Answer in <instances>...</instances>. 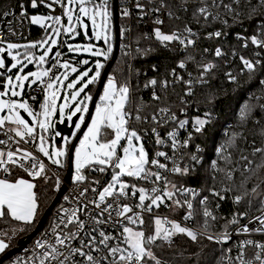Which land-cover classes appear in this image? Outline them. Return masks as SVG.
<instances>
[{"label": "trees", "instance_id": "16d2710c", "mask_svg": "<svg viewBox=\"0 0 264 264\" xmlns=\"http://www.w3.org/2000/svg\"><path fill=\"white\" fill-rule=\"evenodd\" d=\"M30 1L7 0L1 1L0 6L2 9L6 8L7 4L18 7L20 2H24L29 14L43 12L40 10L41 6L37 9L31 8ZM122 1L117 0L118 28L123 25L126 27V39L130 41L133 49L123 53L120 48L117 50L105 80L111 75L118 84L129 87L130 103L127 108L132 113L129 126L141 135L151 159L161 158L156 155L157 152L171 151L168 138L163 147L154 143L151 128L157 127L162 137H166L169 127L178 130L177 136L183 143H180L176 155L179 158L176 167L187 168V172L169 174V179L177 186L195 187L203 193L208 198L207 208L212 209V214L216 217H205V205L194 203L190 209L192 219L189 222L201 231H195L198 234L197 240H191L186 234H176L170 242L158 239L149 245L156 259H150L147 264H220L224 246L220 242L209 240L206 233L229 230V221L233 219L234 214L252 213L264 200V169L255 170L261 157L260 154L252 155L253 148H263L264 143V83H261L264 81V47L243 46L249 35H255L264 41V0H215V3L213 0H139L138 3L144 5V8L139 10L132 7L133 17H126L125 20L119 13ZM94 2L98 3L99 0ZM203 4L210 7V14L199 11ZM225 4L230 5L232 10L223 7ZM108 8L113 33L111 44L114 50L112 0H108ZM140 11H143L145 16L140 17ZM154 17H158L163 23L153 22ZM187 28L194 32L193 36L188 38L194 41L192 45H182L178 39L161 42L155 36L156 29L163 34L178 35L186 32ZM217 31L222 35H210ZM237 34L243 35L245 39L238 38ZM45 35L46 30L42 27L30 25V41L43 39ZM78 38L83 39L82 33ZM217 48L222 53L219 57L215 55ZM62 51L70 57L76 56L72 62L81 61L79 55L68 53L66 46ZM238 54L249 56L251 59L257 58L260 62L257 64V70L254 73L244 70L238 60ZM112 55L113 52L103 61L105 65ZM46 61V67H49L51 59ZM91 62L92 59L88 60L83 67ZM181 62L185 63L184 68L179 67ZM105 65L101 68L100 75ZM206 65H212L207 72L204 71ZM58 70L59 68H55L52 73ZM229 76L235 77V80H231ZM153 78L157 81L155 85L150 84ZM1 81L2 75L0 88ZM98 82L99 78L85 89L91 97ZM162 82H166L164 87ZM102 87L103 85L99 95ZM153 94L160 99L154 100ZM30 96L29 91L23 93V97L39 103L41 96L34 100ZM137 108L142 109L139 112L140 120L135 119ZM162 108L168 110L165 112L168 113L166 116L171 113L176 119L171 121L169 117L164 116L163 121L166 122L162 124L163 121L158 115L163 114L159 111ZM245 109L246 118L243 115ZM153 115L157 116L156 121L152 119ZM196 119L206 121L200 132L193 128ZM179 120L187 121V133L180 128ZM185 141H188L187 146H184ZM70 143L71 140L67 143L66 156L62 159V172L66 171L68 165L67 153ZM217 148H220L219 152L216 151ZM193 156L196 157L195 160ZM241 157L254 161L248 165L253 171L245 169L247 162ZM86 169L89 174V169ZM97 173L93 172L94 175ZM23 174L26 175L21 169L11 166L8 178L15 180ZM98 176L99 181L104 180L103 175L99 173ZM32 181L37 185L34 192L38 198L35 222L24 225L10 218L0 219V237L8 244L5 250L15 246L19 239L26 237L35 228L56 195L55 179L48 169L47 179L38 178ZM254 188L255 193L252 191ZM213 189L225 199L221 200L212 195ZM236 196L244 197L239 204L234 202ZM51 211L36 235L49 227ZM178 212L182 215L183 207H180ZM143 219L145 234L149 235L152 231L147 230L146 225L152 229V218L145 215ZM15 226L21 228L14 237H2V234L8 235Z\"/></svg>", "mask_w": 264, "mask_h": 264}, {"label": "snow or ice", "instance_id": "6c2138e0", "mask_svg": "<svg viewBox=\"0 0 264 264\" xmlns=\"http://www.w3.org/2000/svg\"><path fill=\"white\" fill-rule=\"evenodd\" d=\"M45 0H31V7L37 8L40 4H44ZM54 2H59V0H54ZM215 3V0H213ZM68 5H77L79 14L76 15L75 20L81 22V15L91 19L94 28L99 30L94 32L95 38L97 40L103 39L105 42H108L110 37L108 36V22L110 18L108 0H99V3H95L94 0H67ZM51 7V5H47ZM218 7L220 5H217ZM21 8L20 16H25L24 5H19ZM138 9H143L144 5L137 4ZM229 11L232 10L230 5H223ZM159 11V9H157ZM199 11L204 13L205 8H200ZM11 13L4 12V16H8ZM63 14L67 17L69 24L73 23V9L72 7L66 6L64 8ZM124 16H128L129 12L124 10ZM100 18V24L97 25V18ZM45 20H53L55 24L59 25L61 18L60 16H32L31 22L33 24H40L44 26ZM157 24L163 23L161 20L157 19ZM61 31L64 33H73L75 31V26L53 28L52 32L55 36H59ZM187 32L191 34V29L187 28ZM216 37L222 35L221 32L217 31L213 34ZM156 38L161 42H170L173 40H180L182 45H192L194 41L192 39H180L176 33L172 34H163L159 29L155 30ZM2 43V41H0ZM56 39H45L37 43H31L26 45H20L16 43H8L7 49L0 47V52H5L11 56L12 60L15 63L12 64V68H16L17 65L21 64V60L18 59L20 56L19 52L13 54L12 50L24 48V59L28 63H32L34 60L38 64H44L46 57H48L49 52L52 50L53 45H56ZM251 43L254 45H259L264 47V41H260L256 36L251 37ZM47 47V50L38 57L34 56L30 51L35 49L37 46L40 48ZM69 52L80 51V46L73 47L69 45ZM85 52H90L93 56L103 55L107 57V52H102L100 50H94L93 45L88 44L82 49ZM108 52H111V46L108 48ZM221 50L216 49V56H221ZM244 68L249 73H254L257 70V64L259 61H249L241 57ZM82 63L87 64L88 61L85 60ZM61 68L65 69V72L61 76H56L54 80L50 79V82L47 83L45 88V100L41 104V111L34 112L29 104L25 102H18L14 99H3L6 95L10 93L11 97H19L21 95L20 91L16 89H23L25 87V81L29 80L30 77L34 78L32 83L43 82L44 77H48L52 69H42L36 72H30L27 75H21L19 72L16 74L15 81L11 77L8 78L7 82L3 85V91H0V113L7 110V115H0V129H3L6 124L14 125L10 128L9 131L13 132L16 137H19L24 143L29 141L26 137L36 139L34 136L35 127L42 132H47L51 127V118L57 110L56 105V96L58 89L55 85H63L65 81L68 80L69 73L68 70L72 73L77 72L75 67H72L68 62L61 63L59 65ZM6 67L4 59H0V69ZM23 67L21 66L20 72H23ZM103 65L99 62L96 63V72L95 75L89 77V72L80 73L75 80L71 81L66 85L68 89H75L69 93L71 101H76L77 97L80 96L82 92L88 87L89 84L94 83L97 78L100 77V71ZM180 68L185 67V63L181 62L179 64ZM212 65L204 66V71L207 72ZM175 71V70H174ZM84 78H88L84 82ZM231 80H235V77L229 76ZM156 80L150 81V84L155 85ZM261 83H264L262 81ZM77 84H81L77 88ZM69 96L65 97V103L59 106V112L61 116L64 115L65 109L69 107L68 99ZM87 100H91V96L86 97ZM154 100H159L160 97L153 94ZM130 103V89L127 85H121L116 82L114 78H109L107 83L104 85L103 93L99 98V103L96 104L95 113L92 115L91 123L87 127V131L84 133L83 138L80 140L79 146L75 150V175L73 180L75 183L79 184L85 180V175L83 170L86 168H93L95 171L104 173L106 167L111 166L115 169H118V172L112 174L111 181L103 187L101 191L98 192V201L89 200L85 202L84 200H78L77 206L71 210L65 208L61 210V213H58V222L51 226L50 233L47 240H39L36 242L35 247L42 250L39 259V264H147L145 258L155 260L156 257L152 252L149 245L159 240H164L170 242L172 237L176 234H186L191 240H197V233L193 230H190L181 225L177 221L171 220H161L156 218L154 220V229L151 235H146L144 231L135 230L132 227L127 225L123 226L121 235L123 236V243L127 245V248H121L119 246L113 247L110 244L112 236L108 235L105 231L100 230L99 226L106 223L108 218H111L113 211L117 217H122L127 220L129 224H144V220L137 214L136 218L133 219L132 216L127 215L128 213L133 212V209L127 204L119 205L114 204L119 197L126 195V189L130 186L121 180V177H135L149 179L151 177L155 178V181H160L163 177L159 172H152L147 167L149 164L157 166L158 168H165L166 165L160 163L158 159H151L146 152L142 144H138L142 137L138 132L131 128L130 119L132 118V113L128 111L127 105ZM20 109L26 112L30 117H32V124L30 125L26 120L21 116ZM141 108L136 109V120H140L141 116L139 112ZM87 112L88 107L83 101L74 105V111L68 115V119L71 120L72 116L77 112ZM160 113H165L167 109H160ZM244 117H247V109L243 113ZM152 119L157 120V116L153 115ZM171 119L175 120L176 117L173 114ZM84 121V116L81 115L80 123L76 124V129L79 130L81 123ZM187 121H180L179 126L183 128ZM206 121L203 119H196L195 121V131L200 132L205 126ZM155 131V130H154ZM169 136L173 138V148H176L175 141V132L169 133ZM12 137L9 136V139ZM191 136L189 137V139ZM39 143L37 145L39 153H42L44 157H47L52 164L61 165V157L65 156V151L63 149H49L46 146L47 142L44 135H39ZM121 141H126V146L121 144ZM234 142V141H233ZM6 142L0 139V145L5 144ZM67 143V141H66ZM163 140L157 139V144H162ZM188 141L184 142V146H187ZM122 149V154H118V150ZM260 154L261 160L260 163L256 164L255 170L264 169V148H253L252 155ZM158 157H164L169 159L165 152H157ZM196 157L193 156V160ZM242 160H245L247 163L245 169L248 171H253L249 169L248 165L254 163V161L249 160L248 157H241ZM9 165L18 166L23 168L28 176L32 177L33 180L42 178L47 179V169L45 163L42 162L37 156H34L33 153L22 147H16L15 150L3 151L0 150V169L4 173L9 172ZM173 172L182 173L187 172V168L181 169L180 167H174ZM231 178V177H229ZM37 185L33 182L19 178L14 181H10L7 178L0 179V219L10 218L13 221L20 222L24 225H31L35 222V218L38 213V198L37 194L34 192V188ZM175 187V185H173ZM133 195L139 193V205L138 207L147 209L151 211L153 206L159 207L160 204L164 202V197L172 199L174 192L170 190H164L162 194H156L154 196H149L148 191L144 188H137L135 185H131ZM167 189V184L165 185ZM87 189L83 190L80 195L84 196ZM95 192L96 189H93ZM152 193H157V188H152ZM187 191V190H185ZM212 195L218 196L219 199H225L224 196L220 195L219 192H216L214 189L211 190ZM253 193L256 192L254 188ZM193 196H196L197 193L192 192ZM243 196H236L234 202L239 204L243 200ZM65 199H68L65 197ZM150 199V204H146L145 201ZM207 197L200 200L202 205H205L203 215L205 217H211L216 219L213 216L212 212L208 210ZM177 207H183L179 200L174 201ZM188 209L193 208V204L190 201L185 200ZM251 203V201H249ZM94 205V208L98 210V215L93 213L88 215L89 207L88 205ZM219 207V205H217ZM261 207L264 208V201H261ZM107 214V217H105ZM82 215H88V219H82ZM247 213H237L234 214L233 219L229 221V224H237L238 218L246 216ZM192 213L189 212L188 219H190ZM253 220L258 222L259 227L250 228L248 225H242L238 232L249 233L255 231L257 233H264V211H261L259 216L253 217ZM252 221H250L251 223ZM93 225L90 231H88V226ZM165 224L169 227H165ZM83 233V236H82ZM98 233V234H97ZM7 235V233H5ZM84 237H88L85 239ZM209 240H215L216 242L226 243L231 239V234L227 231L220 234L219 236L208 235ZM79 241V247L73 244V241ZM52 241V242H50ZM247 246H252L259 251H257L254 257L250 260H246L244 249ZM8 247V244L5 240L0 239V252ZM240 252L238 253V262L239 264H264V243H259L254 240H244L241 241L238 245ZM228 251H231L229 249ZM159 264V262H157ZM228 264H231V259H229Z\"/></svg>", "mask_w": 264, "mask_h": 264}, {"label": "built area", "instance_id": "2783aa9c", "mask_svg": "<svg viewBox=\"0 0 264 264\" xmlns=\"http://www.w3.org/2000/svg\"><path fill=\"white\" fill-rule=\"evenodd\" d=\"M1 1H7V0H0V2ZM138 1L139 0H135L134 2L132 0H123L122 1V3H121L122 5H121L119 13H120V16L124 20L126 17L127 18L133 17L132 7H135L136 9H138L136 7V5L138 4ZM132 2H133V4H132ZM21 4L24 5L23 10L26 13L24 17L20 16L21 8L19 7V5H21ZM10 5L11 4H7L6 8H4V9H2L0 6V41H2V43H0V47H2L6 42H14V43L21 45L23 42L29 41L30 25L39 26V25L33 24L31 22L30 16L35 15V14H29L28 13L24 2H20L18 7H14V6L11 7ZM47 5H51V7H48ZM29 6L31 7V1H30ZM40 6H41L40 10L43 11L40 13H44L47 16H53V17L60 16L61 17L60 26L62 28L65 26L66 19L64 18L63 12H64V8L66 7V0H59V2H54V0H45L44 4H40L38 7H40ZM202 7L206 9L205 12L207 14L211 13V9L209 6H207L206 4H203L201 6V8ZM152 9H153V7H152ZM124 10H127L129 12L128 16L123 15ZM139 10H142V9H139ZM4 12H9L11 14L8 16H4L3 15ZM142 12L143 11L139 12L140 17L143 15L145 16V13L143 14ZM157 19H159V18L154 17L153 22L156 23ZM52 22L54 23L53 20H52ZM125 30H126V27L123 25V27L119 31V33H120L119 34V41H121V43H122L120 46L121 47L124 46V50H123L124 52H126V51L131 52V50L133 49L132 44L130 43V41L128 42V39H126L127 37L125 34ZM63 33L64 32L62 31V36H63ZM193 34H194L193 31H191V34L186 31V32H181L180 34H178V36L180 37V39H188L189 37L193 36ZM236 36L238 38L241 37V38L245 39V37L243 35L237 34ZM253 36H255V35H249L248 36V41H247L248 43L244 42L243 43L244 47H246L247 45H250L251 48L252 47L256 48L257 46H259V45H254L251 43V37H253ZM41 39L42 38L33 39L32 41L36 42V41H39ZM178 42H180L179 39H178ZM4 47H6V46H4ZM55 47H56V50H55L54 54L52 55V57L50 58L51 64L48 67V69H52V71L49 73V77L53 74L52 72L55 70V68H57L56 64L58 63L59 60L67 59L70 61H74V59H75L74 57H76L75 55L70 57V55H67V54H65V52L62 51L65 47V39L63 37L61 38L60 42L55 45ZM5 52H6V56L8 57L7 50ZM112 52H113V47L111 49V52H108V50H107V53H108L107 57H109ZM2 53L3 52H1V58H2ZM237 57H238V60L241 64V67L244 70H246V69L244 68L241 57H243L244 59H247L249 61H252V62L258 61L257 58L251 59L249 56H244L243 54H238ZM104 65H105V63H103V66ZM177 76H178V74H177ZM49 77L44 78L43 82L38 81V82L34 83V85H32V87L29 89V94L31 95L30 96L31 99L34 100L37 97L41 96V99L38 101L39 107L41 106V104L43 102V98H44V94H45V88H46V85L48 83ZM152 80H155V79L153 78ZM165 83L166 82H162L163 87H164V85H166ZM167 114L166 113H163L162 115L158 114L159 119L161 121H163V119L165 118L164 116H166ZM172 116H173V114L169 113V115L166 117H169V119L171 121H174L173 119H171ZM180 121L181 120H179V122ZM165 122H166V120H164L162 124H165ZM193 128L195 129V124L193 125ZM182 129H183V131H185L187 133V123L185 124V126ZM151 132L153 134L154 143L157 146L163 147L165 144V140L167 138H168L170 146H171V151L165 152L167 154V156L169 157V159H165L164 157H161L160 159H158L160 161V163H163L166 165L165 168H158L157 166L150 165V164L148 165L150 171L159 172L160 175L163 177V179L157 182V181H155L154 177H151L147 180L143 179V178H135V177L129 178L128 179V185L130 187L128 189H126V195L119 197L116 201H114V204H119V205L127 204L128 206H130L133 209V212L128 213L127 215L132 216L133 219L136 218L137 214L142 219L144 218L145 215H148L151 218L155 217L154 215H159L162 220L177 221V222L181 223L182 226H184L190 230H193L194 232L195 231L201 232L200 230H197L191 224V222H189V220L192 219V216L190 219L187 218L188 214L190 212V209H188L187 204L185 203V200L192 202V204L198 203V202L200 203V200L204 199L205 195L203 193H200V191L198 189H196L195 187L184 186V185L177 186V185H175V183H173L169 179V174L175 173L172 171V169L174 167H176L178 162H179V158L176 155L178 153L180 143H183L182 140H180L179 137L177 136L178 130H176L175 127H169V129L166 131V134H165L166 137H162L159 133L158 128L155 126L151 128ZM172 132H175V141H176V145H177L176 148H173V138L169 136V133H172ZM9 136H11L12 138L9 139ZM34 136H36V139L26 137V139L29 142L24 143V141H21L19 137H16L13 132H10L8 129H6L4 127L3 129H0V139L4 140L6 143L3 145H0V150H3L6 152L9 150H15V148L19 146V147H22L24 149L31 151L34 156H37L42 162L45 163L46 168L54 176V179H55L54 189L57 191L60 188L61 184L63 183V179H64V175H65L66 171H65V173H63L62 172V165H55L52 163L50 164L39 154V152L36 150V143H37V137L38 136L36 134ZM187 136H189V134ZM158 138L163 140L162 144H157ZM263 148H264V143H263ZM216 151L219 152L220 148H217ZM8 167L10 168L11 165H9ZM12 167H14V166H12ZM15 167L21 169L28 176L27 172L23 168H20L18 166H15ZM88 169H89V174L87 173V169H84L85 180L80 182L79 184L75 183L74 180H72L70 178V181L67 184V190H65V192L61 195L60 200L58 201V203L55 205V207L51 211V221H50L49 227H47V229H45L43 233H41L39 235H35L16 254H14L10 259L6 260L2 264H39L38 257L40 256L42 250L35 247L36 242L39 240H42V239L43 240L48 239L49 235H51V233H50L51 226L58 222V215L57 214L61 213L62 209L67 208V209L71 210L72 208L76 207L78 200H84L85 202H87L89 200L95 199L98 201V192L107 183L110 175L112 174V171L115 168L108 166V167H106V170L104 173H100L99 171H95L93 168H88ZM0 171L2 172V175L5 177H7L9 175V172L4 173L2 169H0ZM93 172H98V173L96 175H94ZM99 173L104 176V180L99 181V179H98ZM71 175H72V173H71ZM30 178H32V177H30ZM166 184H167V189L165 188ZM131 185H135L137 188L146 189L148 191V194L150 197L154 196L156 194H162V192L164 190H170V191L174 192V196L172 197V199H168V198L164 197L163 198L164 202L162 204H160L159 207L153 206L152 210L148 211L147 209L138 207V205H139V193L137 192V193H135V195H133ZM173 185H175V187H173ZM152 188H157L158 189L157 193H152V191H151ZM85 189H87V191L85 192V195L81 196L80 193ZM93 189H96V191L94 192ZM185 190H187V191H185ZM192 192L197 193V195L193 196L191 194ZM211 193H212V191H211ZM65 197H67L68 199H65ZM176 200H179L180 203L182 205H184L183 206L184 212L182 213V215H180V213L178 212L180 207H177L176 204L174 203V201H176ZM145 203L150 204V199L145 201ZM88 207H89L88 215H91L93 213H96L97 215L99 214L98 210H96L94 208V205L89 204ZM208 210L212 212V209H208ZM261 211H264V208H262L260 206L256 211L249 213L246 216L238 218L237 224H235V225L231 224L229 230H227L231 234V239L229 241H227L226 243L220 242L224 246V252L221 256L220 264H228L229 259H231V264H239L237 257H238V253L240 252V249H239L238 245L240 244L241 241L254 240V241L259 242V243H264V233H257L255 231H251L249 233H241V232L237 231V229H239L242 225H248L250 228L259 227L258 222L254 221L253 217L259 216L261 214ZM88 215H82L81 218L87 220ZM105 217H107V214H105ZM250 221H252V222L250 223ZM125 225L131 226L133 224H129L128 221L123 219L122 217H117L115 215V212L113 211V215L111 216V218H108L107 222L100 225L99 228H100V230L105 231L108 235L112 236V240L110 241V244L113 247L119 246L121 248H127V245L123 243V236L121 235L123 226H125ZM134 226H140V224L137 223ZM92 227H93V225L90 224L88 226L87 230L90 231ZM165 227H169V225L165 224ZM222 233H224V232L206 233V234L216 237ZM82 236H83V233H82ZM84 238L87 239L88 237H84ZM50 242H52V241H50ZM73 244H75L77 247L80 246L78 240L73 241ZM229 249H231V251H228ZM257 251H259V250L252 247V246H247L244 249V252H245L244 258L246 260L252 259ZM145 259H146L147 263L150 260L148 258H145ZM53 264H55V262H53ZM256 264H258V262H256Z\"/></svg>", "mask_w": 264, "mask_h": 264}, {"label": "rangeland", "instance_id": "374dc122", "mask_svg": "<svg viewBox=\"0 0 264 264\" xmlns=\"http://www.w3.org/2000/svg\"><path fill=\"white\" fill-rule=\"evenodd\" d=\"M98 3H99V2H98ZM66 6L72 7V9H73V23H72V24H69L67 17L64 15V18L66 19V23H65V26H64V27L75 26V31H74L73 33H63V36H62V31H61V34H60L59 36H55V35L53 34V32H52V29H53V28H61V29H62V27L60 26V24L57 25V24L53 23L52 20H45V21H44V26H41L40 24H36V25H39L40 27H42L44 30H46V35L43 37V39H41V40H39V41H42V40H45V39H56L57 43H59L60 40H61V38L63 37V38L65 39V46H66L68 49H69V45H72L73 47L80 46V48H81L80 51H72V52H69V50H68V53L79 55V56L81 57V61H80L79 63H74V62H72V61H70V60H67V59H61V60L58 61V63L56 64V67L59 68V70L56 71V73L52 74L50 77L48 76V77H49L48 82H50V79H51V80H54L55 77L58 76V75L61 76V79H63L62 74L65 72V69H63V68H61V67L59 66L61 63L68 62L72 67H75V68L77 69V72L72 73V72L70 71V69H69V70H68V73H69L68 80L65 81L63 85H60V84L55 85V87L58 89L57 96H56L57 110H56V112H54V114H53V116H52V118H51V127L47 130V132H42V131L38 128V126H36V127H35V131H34V135L37 133L38 137H39V135H41V134L44 135L45 140H46V142H47L46 146L49 147L50 150L53 149V148H55V149H63V150L65 151V156H66V151H67V150H66V146H67V143H68V141H69V138L66 137V136H64V137H63V140H62V142H61L60 144L55 143V142H54L55 131H54V129L51 130V128H53V123L56 122V121H60V122H61L64 118H67L68 115H70V114L72 113V111H74V105L77 104V103H79L80 101H83L85 104H87V107H89V104H90V101H91V100H87V99H86V97H87V96H91V94H89L88 91H85V90H84V92H82V93L80 94L81 97H79V96L77 97V100H76V101H71L70 96H69V93H70L71 91L75 90V89H68V88L66 87V85H67L68 83H70L71 81L75 80L76 77H77L80 73H82V72H86V71L89 72V77H88V78H90L92 75H95V72H96V63L99 62V63H101V64L103 65V61L106 59V57L103 56V55H100V56H93L90 52H85V51H83L82 49H83L84 46H86V45H88V44H91V45H93L94 50H100V51H102V52H107L109 46H111V49H112V44H111V42H112V39H113V33H112V28H111L112 26H111V20H110V18H109V22H108V27H109L108 36L110 37L109 41H108V42H105V40L103 39V37H102L101 39L97 40V39L95 38L94 32L97 31V30H99V29L94 28L91 19H89L88 17H84V16L81 15V21H82V23H81V22H77V21L75 20V17H76V15L79 14L78 6H77V5H71V6L68 5L67 0H66ZM109 13H110V12H109ZM32 16H44V17H47V15L44 14V13H37V14L32 15ZM32 16H30V20H31V17H32ZM60 18H61V17H60ZM82 18H86V19L89 20L90 27H91V31H92V37H91V38H88V37L85 35L86 25H85V23H84V21H83ZM100 22H101V21H100V18L98 17V18H97V25H99ZM116 23H117V28H118V22H117V20H116ZM120 29H121V28H120ZM120 29L118 28V31H120ZM81 33H82V35H83V39H79V38H78L79 35H80ZM119 34H120V33H119ZM39 41L33 42V41H30V40H29V41L23 42L21 45H26V44H31V43H37V42H39ZM100 42H101V43H100ZM8 43H14V42H6L2 47L5 48V49H7V44H8ZM57 43H56V44H57ZM16 44H17V43H16ZM121 44H122L121 41H118V43H117L118 48L121 47V46H120ZM4 46H6V47H4ZM54 46H55V45H53V46H51V47H54ZM47 47H48L47 45L45 46V48H40L39 46H37L35 49H31L30 51L33 53L34 56L38 57V56L42 55V54L44 53V51L47 50ZM123 50H124V46L120 48V51H121L122 53L124 52ZM12 51H13V54H15L16 52H19V53H20V56L18 57V59L21 60V64H20V65H17L16 68H12V64L15 63V61H13L12 58H11V56H9V55L7 54V55H8V58H10L12 61H11L10 65L8 66V68H7V70H6V72H5L4 74H2V73L0 72V75H2V81H1V85H2V87L0 88V91H3V90H4V89H3V85L7 82V80H8L9 77H11L13 81H15V77H16V74H17L18 72H19L21 75H27V74L30 73V72H36V71H40V70H42V69H48V67H46V62H47L46 60H47V57H46L45 63L42 64V65H41V64H38L35 60H34L32 63H28V62L24 59V52H25V49H24L23 47H22V48H19V49L12 50ZM49 53H50V52H49ZM83 55H84V56H83ZM0 59H2V58H1V52H0ZM91 59H92V62H91L90 64H88L87 66L83 67L85 64L82 63V62L85 61V60L88 61V60H91ZM21 66H24V67H23V72H20V68H21ZM28 67H31V68H28ZM99 71L101 72V69H99ZM110 77L112 78L111 75H108V76H107V78H106V80H105V82H104V84H103L102 91H101L100 95L98 96V99L95 101L94 108H93V111H92V113H91V116H90V118H89V120H88V123H87L85 129L83 130V132H82V134H81V136H80V138H79L77 144L75 145V147H74V149H73V154H72V175H71V179H72V180H73V176L75 175V163H74V160H75V150H76V147L79 146L80 140L83 138L84 133L87 131V127H88V125L91 123L92 115L95 113V107H96V104L99 103V98H100V96H101L102 93H103L104 85L107 83V81H108V79H109ZM44 78H47V77H44ZM44 78H43V79H44ZM88 78H84V82H86ZM33 79H34V78L30 77L29 80L25 81V87H24L23 89H19V88L16 89L17 91H20V92H21V95H20L19 97H11V96H10V93H9V94L6 95L5 97H3V99H9V98H11V99L17 100L18 102H25V101H26V102L29 104V106L32 108V110H33L34 112H40V111H41V107H39L38 103H34V102L28 100L27 97H23V93H24L25 91L28 92L29 89L32 87V85H34V83H32V80H33ZM89 85H90V84H89ZM80 86H82V85H81V84H77L76 87L79 88ZM66 96H69V99H68L69 107H68V110L65 109L64 115L61 116V114H60V112H59V106L65 103V97H66ZM44 100H45V94H44L43 102H44ZM43 102H42V103H43ZM19 111H20V114H21V116H22L23 118H24L23 114H25L26 116L29 117L30 121L32 122V117H30V116H29L26 112H24L22 109H20ZM77 113H79V117H78V119H77V121H76V124H77V123H80V117H81V115L84 116V120H85L87 112H83V111H82V112H77ZM77 113H76V114H77ZM0 115H7V110H5V112L0 113ZM73 116H74V115H73ZM73 116H72V117H73ZM24 119H25V118H24ZM25 120H26V119H25ZM26 122H28V121L26 120ZM83 122H84V121H83ZM76 124H75V127H74L73 136H74V135L77 133V131H78V130L76 129ZM30 125H31V124H30ZM81 125H82V123H81ZM4 127H5L6 129L9 130L10 128L14 127V125L6 124ZM80 127H81V126H80ZM138 134H139V133H138ZM139 135H140V134H139ZM140 136H141V135H140ZM38 137H37V143H36V150H37V151H38L37 145H38V143H39ZM66 141H67V143H66ZM137 143H138V144H142V145L144 146V144H143V142H142V139H141L140 142H137ZM121 144L126 146V141H121ZM144 148H145V146H144ZM145 150H146V148H145ZM38 152H39V151H38ZM146 152H147V150H146ZM118 153H119V154H122V149H119V150H118ZM39 154H40V155H41V156H42V157H43L48 163L51 164V161H49L47 157H44L42 153H39ZM65 156L60 158L61 161H62V159L65 158ZM147 167H148V166H147ZM148 168H149V167H148ZM118 171H119V170H118ZM0 172H1V171H0ZM1 173H2V172H1ZM63 173H65V172H63ZM65 174H66V173H65ZM112 174H113V173H112ZM112 174L110 175V177H109L107 183H106L104 186H106V185L111 181V179H112ZM23 176L29 178L30 181L33 180L32 178H30V177L27 176V175H24V174H23ZM64 176H65V175H64ZM6 178H8V176H7ZM18 178H23V177H18ZM129 178H131V177L123 176V177H121V180H122L123 182H125V183L128 184V179H129ZM8 179H9V178H8ZM16 179H17V177H16ZM9 180H10V179H9ZM63 183H64V179H63ZM104 186H103V187H104ZM103 187L101 188V190L103 189ZM65 190H67V184H66V188H65ZM65 190H64V192H65ZM101 190H100V191H101ZM60 197H61V196H60ZM59 200H60V198L58 199V201H59ZM57 203H58V202H57ZM57 203H56V204H57ZM56 204H55V205H56ZM54 207H55V206H54ZM54 207H53V208H54ZM154 216H155V217L152 218V224H151V225H152V229L146 225V229L149 230V231H152L149 235H151V234L153 233V229H154V227H155V225H154V220H155L156 218H160L159 215H154ZM160 219H161V218H160ZM161 220H162V219H161ZM143 225H145V223H144ZM143 225H140V226H134V225H131V226H130V225H127V226L132 227V228H134L135 230H141V231H144V232H145V229H144ZM19 228H21V226H15V227H13V228L10 230V232L8 233V235H6V239H9V238H11V237H14V236L16 235V233L19 231ZM33 228H34V227H32V229H33ZM149 228H150V229H149ZM33 230H34V229H33ZM4 236H5V234H2V237H4ZM13 247H14V246H13ZM148 259H149V258H148Z\"/></svg>", "mask_w": 264, "mask_h": 264}, {"label": "water", "instance_id": "95a60500", "mask_svg": "<svg viewBox=\"0 0 264 264\" xmlns=\"http://www.w3.org/2000/svg\"><path fill=\"white\" fill-rule=\"evenodd\" d=\"M112 7H113V21L115 24V42H114V50H113V55L111 57V59L107 62V64L105 65V67L103 68V71L99 77V82L97 84V87L95 89V92L92 96V99L90 101L89 107H88V111L86 114V118L84 120V122L82 123L80 129L77 131V133L74 135V138L72 139L69 149H68V165L66 168V174L64 176V183L61 184L60 189H58V191L56 192L55 197L53 198L51 204L49 205V207L46 209L45 213L42 215V217L40 218V220L38 221V223L36 224L34 230H32L26 237L21 238L17 241L16 245L14 247H11L7 250H5L2 255L0 256V264H2L4 261L10 259L14 254H16L26 243H28L37 233V231L41 228L43 222L45 221V219L47 218V216L49 215L50 211L52 210V208L55 206V204L58 202V199L60 198V196L64 193V190L66 188V184L69 183L70 178H71V173H72V154H73V149L75 147V145L77 144L83 130L85 129L88 120L91 116V113L93 111L94 108V104L95 101L98 99L99 96V92L101 89V86L104 83L105 77L108 74V70L110 65L112 64L113 60L115 59L117 50H118V41H119V31L117 28V0H112ZM85 25H86V30H85V35L88 38L92 37V31H91V27H90V23L89 20L86 18H82ZM56 50V47H52V50L50 51L47 60H50V58L52 57V55L54 54ZM2 58L5 61V65L6 67L4 69H0V72L2 74H4L8 68V66L11 63V59L8 58L6 56V52L2 53ZM24 118L28 121L29 124H32V122L30 121L29 117L26 116L25 114H23ZM79 117V113L75 114L71 120H69L68 118H64L61 122L60 121H56L53 123V129L54 131L57 133L54 136V142L55 143H61L63 140V137H71L76 121ZM114 172H118V169H114L112 171V173ZM83 174H84V170H83Z\"/></svg>", "mask_w": 264, "mask_h": 264}, {"label": "crops", "instance_id": "0c3cea01", "mask_svg": "<svg viewBox=\"0 0 264 264\" xmlns=\"http://www.w3.org/2000/svg\"><path fill=\"white\" fill-rule=\"evenodd\" d=\"M21 177V176H20ZM23 177V179H26V180H29L30 181V179L29 178H27V177H24V176H22ZM3 178H6L5 176H3L2 175V173L0 172V179H3ZM8 179V178H7ZM17 179H19V178H17ZM10 181H14V180H10ZM31 182H33V181H31ZM0 239H2L1 237H0ZM2 252H0V254H1Z\"/></svg>", "mask_w": 264, "mask_h": 264}, {"label": "flooded vegetation", "instance_id": "af4514ba", "mask_svg": "<svg viewBox=\"0 0 264 264\" xmlns=\"http://www.w3.org/2000/svg\"><path fill=\"white\" fill-rule=\"evenodd\" d=\"M74 131V130H73ZM57 133L55 132V135H56ZM74 138V136H73V133H72V135H71V137H69V140H71L72 141V139Z\"/></svg>", "mask_w": 264, "mask_h": 264}, {"label": "bare ground", "instance_id": "6f19581e", "mask_svg": "<svg viewBox=\"0 0 264 264\" xmlns=\"http://www.w3.org/2000/svg\"><path fill=\"white\" fill-rule=\"evenodd\" d=\"M60 189V188H59ZM58 191V190H57Z\"/></svg>", "mask_w": 264, "mask_h": 264}]
</instances>
